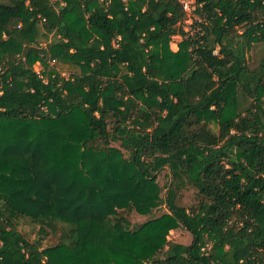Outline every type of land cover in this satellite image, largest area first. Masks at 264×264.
<instances>
[{
	"label": "trees",
	"instance_id": "16d2710c",
	"mask_svg": "<svg viewBox=\"0 0 264 264\" xmlns=\"http://www.w3.org/2000/svg\"><path fill=\"white\" fill-rule=\"evenodd\" d=\"M193 1L0 0V264H264V0Z\"/></svg>",
	"mask_w": 264,
	"mask_h": 264
},
{
	"label": "rangeland",
	"instance_id": "374dc122",
	"mask_svg": "<svg viewBox=\"0 0 264 264\" xmlns=\"http://www.w3.org/2000/svg\"><path fill=\"white\" fill-rule=\"evenodd\" d=\"M191 22H192V19L188 18L185 22V25H184L185 28H188V26L190 25ZM179 40H180L179 36H177V35L173 36V39L170 43V47L173 50L177 49V42ZM34 67L36 70L41 69V65L38 62L34 65ZM181 68L182 67L180 66V67H176V68L172 69V74L174 75V77H177L180 74ZM114 144H117V143L114 142ZM158 179H159L160 184L163 186V192H164V196H165V192H166L165 189L167 188V185H168L169 180H170V174H169L168 169H166V168L162 169L158 174ZM177 198H180L179 202L185 206L192 205L195 202L193 191L190 187H186V188L181 189L178 193ZM157 211H167V204L164 202L161 203L159 205V207L156 209V212ZM126 215L129 218V220L133 223L139 222L143 219L141 216L137 215L136 213H134L133 211H130V210H126ZM166 238L168 240L176 241L179 243H188L191 239V236L184 228L178 227V228L170 229L167 232ZM123 259H124V257L120 256V255L116 258V260H120V261Z\"/></svg>",
	"mask_w": 264,
	"mask_h": 264
},
{
	"label": "built area",
	"instance_id": "2783aa9c",
	"mask_svg": "<svg viewBox=\"0 0 264 264\" xmlns=\"http://www.w3.org/2000/svg\"><path fill=\"white\" fill-rule=\"evenodd\" d=\"M177 1L182 5L183 9L185 10V12L188 15V18H191L192 21L194 19H198V15H197V12H196V9H197L196 7L197 6H196V4L194 3L193 0H177Z\"/></svg>",
	"mask_w": 264,
	"mask_h": 264
}]
</instances>
